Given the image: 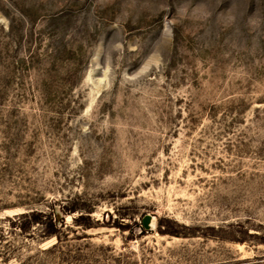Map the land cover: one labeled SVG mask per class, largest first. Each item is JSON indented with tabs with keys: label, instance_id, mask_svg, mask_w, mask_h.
Wrapping results in <instances>:
<instances>
[{
	"label": "rangeland",
	"instance_id": "374dc122",
	"mask_svg": "<svg viewBox=\"0 0 264 264\" xmlns=\"http://www.w3.org/2000/svg\"><path fill=\"white\" fill-rule=\"evenodd\" d=\"M0 264H264V0H0Z\"/></svg>",
	"mask_w": 264,
	"mask_h": 264
},
{
	"label": "water",
	"instance_id": "95a60500",
	"mask_svg": "<svg viewBox=\"0 0 264 264\" xmlns=\"http://www.w3.org/2000/svg\"><path fill=\"white\" fill-rule=\"evenodd\" d=\"M149 216L145 219V224L147 225L148 224V221H149Z\"/></svg>",
	"mask_w": 264,
	"mask_h": 264
}]
</instances>
